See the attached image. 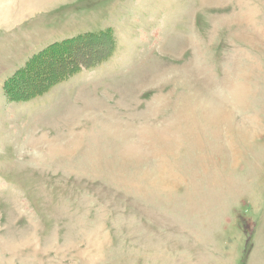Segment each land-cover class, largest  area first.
<instances>
[{
    "label": "rangeland",
    "instance_id": "374dc122",
    "mask_svg": "<svg viewBox=\"0 0 264 264\" xmlns=\"http://www.w3.org/2000/svg\"><path fill=\"white\" fill-rule=\"evenodd\" d=\"M0 264H264V0H0Z\"/></svg>",
    "mask_w": 264,
    "mask_h": 264
},
{
    "label": "trees",
    "instance_id": "16d2710c",
    "mask_svg": "<svg viewBox=\"0 0 264 264\" xmlns=\"http://www.w3.org/2000/svg\"><path fill=\"white\" fill-rule=\"evenodd\" d=\"M91 39L104 40L103 50L112 48L113 41L109 30L90 34L87 32L52 42L34 53L23 67L5 81V94L10 100H28L44 93L53 85L66 80L82 67L89 68L96 65L101 58L87 55L86 52H89L88 47L81 48L83 52L81 55L74 51V47L79 46L80 42L90 41ZM89 41L87 43H90ZM60 60L63 63H58ZM47 65L53 66L54 71L51 68H46ZM45 72L46 75L43 74ZM26 90L29 91L26 92Z\"/></svg>",
    "mask_w": 264,
    "mask_h": 264
}]
</instances>
